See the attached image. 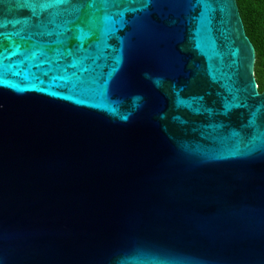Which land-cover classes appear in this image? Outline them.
I'll return each instance as SVG.
<instances>
[{"label": "water", "instance_id": "water-1", "mask_svg": "<svg viewBox=\"0 0 264 264\" xmlns=\"http://www.w3.org/2000/svg\"><path fill=\"white\" fill-rule=\"evenodd\" d=\"M97 7L0 0V264H264V89L236 0L203 22L195 0Z\"/></svg>", "mask_w": 264, "mask_h": 264}, {"label": "snow or ice", "instance_id": "snow-or-ice-1", "mask_svg": "<svg viewBox=\"0 0 264 264\" xmlns=\"http://www.w3.org/2000/svg\"><path fill=\"white\" fill-rule=\"evenodd\" d=\"M116 0H37V6L39 9L41 10H46V9H50L53 7H64L67 8L68 6H72L75 11L79 12L85 5L89 8V9H94L96 12L101 11V8H98V5H103L104 9L107 8V6L109 4H113L115 3ZM196 4L201 5L203 7V11L201 12L200 15V19L201 21H205L208 19V14L209 11L211 10V0H195ZM146 4H151L152 0H145ZM35 11V10H34ZM94 15V13H93ZM122 15V14H121ZM105 22H108L111 20V17H109L108 15H105L103 17ZM50 23L55 24V19L50 20ZM72 23V22H70ZM57 29H60L58 31H51V32H47L46 34L48 36H52L55 35L57 38L55 41L52 42V44L55 46V49L58 53V55L60 56H72V49L70 48H65V50H61V46H66L67 41L69 39H72V37H67L66 34L68 32H71V28L68 27H62L60 25L56 26ZM80 31V36L75 37V39L78 41V45L77 47L82 49L83 48V41L85 39H87L88 37H90L91 33L88 32H84L83 29H79ZM4 39H6V37L4 36L3 32H0V58L5 57L6 52L9 51V49H6L3 46V41ZM21 48L22 45L16 44L13 42L12 44V55H20L21 53ZM33 58H38L40 56L45 55L44 52L42 51H36L33 52ZM48 73H45V76H47ZM53 82L56 81H63L64 86L68 87L70 91H76L78 87H80L77 84H72L70 81H68L65 77L63 76H53L52 77ZM7 81L0 79V86H6L7 85ZM80 90H84L83 88H81ZM53 95H55V93H52ZM255 139H264V130L261 129H257L256 131V135L254 137Z\"/></svg>", "mask_w": 264, "mask_h": 264}, {"label": "trees", "instance_id": "trees-1", "mask_svg": "<svg viewBox=\"0 0 264 264\" xmlns=\"http://www.w3.org/2000/svg\"><path fill=\"white\" fill-rule=\"evenodd\" d=\"M245 33L255 49L254 76L264 89V0H236Z\"/></svg>", "mask_w": 264, "mask_h": 264}]
</instances>
